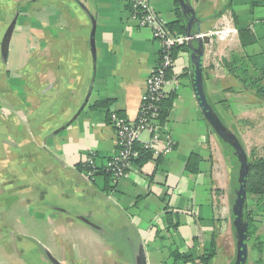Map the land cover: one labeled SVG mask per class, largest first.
I'll return each instance as SVG.
<instances>
[{"label":"crops","instance_id":"crops-1","mask_svg":"<svg viewBox=\"0 0 264 264\" xmlns=\"http://www.w3.org/2000/svg\"><path fill=\"white\" fill-rule=\"evenodd\" d=\"M187 1L192 33L232 18L234 37L204 44V91L245 150L264 145V97L224 64L236 57L251 72L264 70V0ZM177 2L148 0L165 25L179 17L186 26ZM14 18L5 62L0 51V230L21 247V261L52 264L47 249L62 264H136L143 247L146 264H175L172 251L197 257L213 243L211 264H232V166L195 98L191 50H175L164 86L174 98L158 145L169 136L172 150L133 163L107 192L105 177L81 162L92 153L102 164L115 153L110 114L136 120L159 43L131 17L128 0H0V44ZM239 32L253 42L242 45ZM243 119L246 127L236 128ZM259 217L264 231V211Z\"/></svg>","mask_w":264,"mask_h":264},{"label":"built area","instance_id":"built-area-1","mask_svg":"<svg viewBox=\"0 0 264 264\" xmlns=\"http://www.w3.org/2000/svg\"><path fill=\"white\" fill-rule=\"evenodd\" d=\"M128 7H130L131 17L137 24L150 29L152 38L159 43L160 53L155 67L147 77L136 120L130 122L114 112L110 114L116 137V151L113 156L106 159L104 163L98 164L95 155L91 153L81 162L82 167L90 175L98 170H105L115 180L125 177L128 170L132 168L134 159L138 156L137 151L134 150L135 144L138 143L143 149L151 150L153 156H160L172 150L169 136L165 137V144L162 148L158 145L163 129L158 120V104L167 96L164 86L168 82L167 75L174 63L173 49L204 35L208 36L207 44L211 46L214 41L229 40L238 32L232 18L225 17L214 29L205 33H196L191 37L186 34H172L153 12L148 0H128ZM143 134L148 136L146 141H141Z\"/></svg>","mask_w":264,"mask_h":264},{"label":"trees","instance_id":"trees-1","mask_svg":"<svg viewBox=\"0 0 264 264\" xmlns=\"http://www.w3.org/2000/svg\"><path fill=\"white\" fill-rule=\"evenodd\" d=\"M178 6V2L176 3ZM130 10V7H128ZM177 16H179V10L176 11ZM166 28L172 34H186V26L184 22L178 17L175 21H172L166 24ZM240 41L242 45L253 42V37H250L246 41L243 39V32H239ZM178 48L187 49V45L177 46L173 49L172 55L174 57L175 50ZM233 57L230 61H225V66L228 68L230 73L236 76L240 82L242 83L244 89H249L254 91V93L258 97H264V70H254L250 71L248 67L244 65V59ZM169 74V72H168ZM168 76V75H167ZM172 94H168L165 98H163L159 102V110H158V120L160 125L163 127L168 114L173 105ZM105 103H100L96 105H104ZM220 139V138H219ZM225 154L228 157L230 164L232 166V203L235 198V189L238 186V171L239 164L237 161V157L234 154L233 148L226 142L222 141ZM134 150L137 151L138 156L134 159V163H144L150 159H152V151L143 149L140 144L134 145ZM195 159L196 156H191V159ZM188 165V170L191 172H195L197 170L195 164ZM94 175H102L105 177V191H110L114 187L113 177L112 175L105 170H98L94 173ZM246 200L244 205V213L243 220L247 225V242L254 236L255 242L252 245V248L255 249L259 255H262L264 252V240H261L259 236L256 234L258 229V224L262 222V218L259 217L260 213L264 211V158L260 156H255L252 158H248V172L246 176ZM171 219V216L168 215V220ZM168 231L171 233L177 227V224H172L169 226ZM215 245L212 243V246L209 251L198 255L197 257L193 256L191 253H180L178 250H174L171 252V257L175 264L177 263H190L195 259L198 260L199 264H211V260L215 255ZM261 258L258 259L257 263H261Z\"/></svg>","mask_w":264,"mask_h":264},{"label":"water","instance_id":"water-1","mask_svg":"<svg viewBox=\"0 0 264 264\" xmlns=\"http://www.w3.org/2000/svg\"><path fill=\"white\" fill-rule=\"evenodd\" d=\"M181 12L187 18L186 22V35L193 36L196 33L191 32V22L195 19V11L187 0H177ZM92 28L90 32V48L92 54L95 53V17L90 15ZM15 26V18L11 20L6 31L3 35L0 44L1 59L3 62L6 61L8 54V45L10 38ZM196 42V46H194ZM209 42L208 36L204 35L199 38L190 40L186 45L191 50V65H190V76L192 81V89L197 100V103L203 113L204 118L210 125L212 131L224 142L228 143L234 150V154L239 162L238 171V186L235 189V198L232 205L233 215V227L236 238V257L232 264H246L248 257V242H247V225L243 220L244 205L246 200V176L248 172V156L244 147L242 146L238 137L227 127L224 122L214 111L212 105L208 101L204 87H203V70H202V58L204 55V44ZM44 252L48 260L52 264L60 263L47 249ZM136 264H146V255L143 247L139 248V254L136 260Z\"/></svg>","mask_w":264,"mask_h":264},{"label":"rangeland","instance_id":"rangeland-1","mask_svg":"<svg viewBox=\"0 0 264 264\" xmlns=\"http://www.w3.org/2000/svg\"><path fill=\"white\" fill-rule=\"evenodd\" d=\"M245 121H246L245 119L238 120V121L234 120L235 127L236 128L238 127L239 129H241V128L244 129L246 127ZM256 123H257L256 127H259L260 128L259 130L262 131L263 130V120L260 119V120L256 121ZM230 129L236 136L238 135L237 132L232 130V128H230ZM237 137H239V136H237ZM245 151H246L248 158H252L255 156H260V157L264 158V145H262L261 141H259L258 143H252V145L247 146ZM238 164H239V162H238ZM263 233H264V231L262 229V223H260V224H258V229H257L256 234L259 236V238L261 240H264L262 237ZM254 242H255V239L253 236L248 241L247 264H257L255 262L256 259L264 257L263 253H262V255H259V253L255 249L252 248V245ZM23 254L24 253H23L21 247L19 248L18 246H16V242H15L14 238H11L6 230H0V264H27V263H24L21 261V259L23 258L22 257ZM14 259H16L18 261H14Z\"/></svg>","mask_w":264,"mask_h":264},{"label":"bare ground","instance_id":"bare-ground-1","mask_svg":"<svg viewBox=\"0 0 264 264\" xmlns=\"http://www.w3.org/2000/svg\"><path fill=\"white\" fill-rule=\"evenodd\" d=\"M247 262V261H246Z\"/></svg>","mask_w":264,"mask_h":264}]
</instances>
